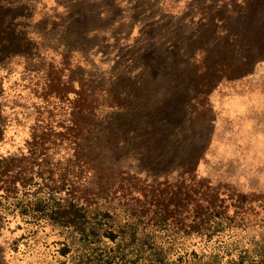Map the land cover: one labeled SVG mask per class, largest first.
<instances>
[{
  "label": "rangeland",
  "instance_id": "obj_1",
  "mask_svg": "<svg viewBox=\"0 0 264 264\" xmlns=\"http://www.w3.org/2000/svg\"><path fill=\"white\" fill-rule=\"evenodd\" d=\"M199 196L210 242L152 227ZM131 222L168 260L264 237V0H0V264H106Z\"/></svg>",
  "mask_w": 264,
  "mask_h": 264
},
{
  "label": "trees",
  "instance_id": "obj_2",
  "mask_svg": "<svg viewBox=\"0 0 264 264\" xmlns=\"http://www.w3.org/2000/svg\"><path fill=\"white\" fill-rule=\"evenodd\" d=\"M197 193L198 192L195 193L192 190L181 193L176 189L168 197V201L173 202L172 209H177L179 208L180 201L187 199L195 201L192 199V195ZM212 195V192L208 193V196H211L213 199L214 197ZM80 198L81 197H78L76 200ZM198 200L199 203L193 206V219H191L188 224H182L179 213L178 215L167 216L171 211H168L166 206L159 211L158 215L154 214L149 219V221L153 222L152 227L159 226L161 229H164L162 231L166 232L168 230L167 227H171L173 231L169 230V232L176 233L164 234V237L165 240L172 244L178 240V237H176L178 233H195L199 235L198 237H201L200 241L210 242L225 229L224 225L226 221L220 216L217 217L212 215V213L208 214V210L210 209L209 206L205 208V211H202V202H200L202 198L199 196ZM67 207H69V212H67V214L61 211L57 216L61 218L59 219L63 226L68 225L72 227L75 232L80 234V240L82 242L86 243L87 241H93L94 244L98 243L100 239L98 233L101 226H104L109 236L113 237L112 233L116 228L110 222L111 216H109L108 213L103 211L97 212L93 218L95 220L94 224L90 225L88 220H84L83 216L80 215V207H78V205L72 204ZM170 218L172 219L169 221ZM133 224L132 222L126 223L123 224L121 228H117L118 233L115 235L120 234V240L115 244V248L118 249V251L113 254L112 257L106 259V264H221L223 260H225V264H264V237L257 241H253V239L249 240L243 243L244 245H242V248L239 247L240 240L232 242L236 246V250L234 249L236 254H233L231 251H227L221 256L218 253H211L208 258L206 257L205 259L203 255H198L195 251H192L189 255H180L175 260H168L167 255L163 251L162 244L157 241L154 233L143 230L138 232L137 228L133 227ZM216 242H218V240H216Z\"/></svg>",
  "mask_w": 264,
  "mask_h": 264
}]
</instances>
